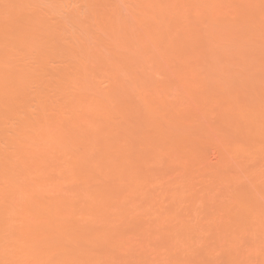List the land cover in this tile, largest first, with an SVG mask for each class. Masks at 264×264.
Masks as SVG:
<instances>
[{"label":"bare ground","instance_id":"obj_1","mask_svg":"<svg viewBox=\"0 0 264 264\" xmlns=\"http://www.w3.org/2000/svg\"><path fill=\"white\" fill-rule=\"evenodd\" d=\"M0 264H264V0H0Z\"/></svg>","mask_w":264,"mask_h":264}]
</instances>
